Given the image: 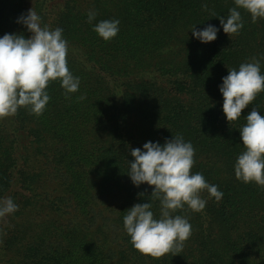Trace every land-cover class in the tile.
Segmentation results:
<instances>
[{
	"label": "trees",
	"instance_id": "16d2710c",
	"mask_svg": "<svg viewBox=\"0 0 264 264\" xmlns=\"http://www.w3.org/2000/svg\"><path fill=\"white\" fill-rule=\"evenodd\" d=\"M207 4V10L202 5ZM234 0H0V36L31 35L16 18L33 9L42 26L63 28L68 67L80 78L66 98L59 81L42 115L20 108L0 119V198L18 210L0 219V264H264V188L235 177L244 150L239 128L261 92L231 125L219 91L228 68L253 57L264 72V19L244 22L231 38L201 43L190 29L227 17ZM118 19L105 41L87 22ZM84 96V99H80ZM214 105V106H212ZM182 134L195 148L193 173L224 195L202 212L177 210L191 224L181 252L144 255L123 226L128 208L152 203L153 186L131 182L133 148ZM144 193V195H140Z\"/></svg>",
	"mask_w": 264,
	"mask_h": 264
},
{
	"label": "clouds",
	"instance_id": "9594fccd",
	"mask_svg": "<svg viewBox=\"0 0 264 264\" xmlns=\"http://www.w3.org/2000/svg\"><path fill=\"white\" fill-rule=\"evenodd\" d=\"M234 4L227 17L212 13L219 18L220 27L213 24L201 29L191 27L193 38L201 43L213 42L221 28L230 38L239 35L244 26L240 10L249 13L253 23L264 19V0H234ZM202 7L207 10L206 3ZM96 16L95 10L87 13V22L93 25V31L105 41L115 38L120 21L100 20L93 24ZM16 23L31 35L27 38L18 33L0 36V119L15 116L22 107L36 116L42 115L51 99L47 88L53 81H59L66 98L78 92L80 86V78L68 67V41L63 36V28L42 26V18L32 8L26 14L21 13ZM228 70L218 87L223 97L222 111L231 125L264 92V72L255 57L241 63L238 69ZM245 119L246 123L239 128L244 150L235 160V177L245 184L255 183L264 188V115L254 106ZM130 154L134 157L128 160L127 174L131 182L136 187L144 183L153 186L150 197L158 200L160 207L158 218L150 200L127 209L123 226L130 242L140 253L154 258L178 254L192 230L187 217L176 214L177 210L186 205L193 212H202L207 200L201 193L206 191L217 202L224 193L217 185L208 183L202 173L191 171L195 148L182 134L166 139L163 144L145 142L142 148L131 149ZM18 208L11 197L0 198V219Z\"/></svg>",
	"mask_w": 264,
	"mask_h": 264
}]
</instances>
